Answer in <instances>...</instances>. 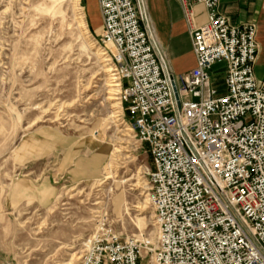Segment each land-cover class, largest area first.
I'll return each instance as SVG.
<instances>
[{"label": "built area", "instance_id": "built-area-1", "mask_svg": "<svg viewBox=\"0 0 264 264\" xmlns=\"http://www.w3.org/2000/svg\"><path fill=\"white\" fill-rule=\"evenodd\" d=\"M196 65L176 76L146 0H98L90 33L112 65L121 122L144 148L154 239L98 222L78 264H264V79L256 22L233 23L222 0H179ZM203 5L207 22L195 24ZM89 27V26H88ZM225 65L224 94L212 86ZM145 254V255H144Z\"/></svg>", "mask_w": 264, "mask_h": 264}, {"label": "rangeland", "instance_id": "rangeland-1", "mask_svg": "<svg viewBox=\"0 0 264 264\" xmlns=\"http://www.w3.org/2000/svg\"><path fill=\"white\" fill-rule=\"evenodd\" d=\"M85 11L98 35V0H0V264H78L83 239L101 220L124 237L154 239L150 157L121 122L106 71L113 68L99 56ZM42 127L65 146L19 165L15 149ZM99 150L98 175L74 181L66 165ZM22 179L46 180L51 201L19 194Z\"/></svg>", "mask_w": 264, "mask_h": 264}, {"label": "crops", "instance_id": "crops-1", "mask_svg": "<svg viewBox=\"0 0 264 264\" xmlns=\"http://www.w3.org/2000/svg\"><path fill=\"white\" fill-rule=\"evenodd\" d=\"M148 11L156 30L157 38L164 51L172 73L180 76L188 73L196 65V57L193 51L192 32L185 21L182 7L179 0H146ZM221 12L235 24L253 21L257 23V41L259 43V54L255 65L257 78L264 79V0H222ZM98 9V8H97ZM86 20L90 30L94 33L91 23ZM207 11L203 5L195 7V24L202 25L207 22ZM101 27H102V21ZM101 31V28H100ZM225 65L217 64L212 71V86L219 94H224L225 89ZM66 140L59 134L48 128H38L28 135L14 151L16 161L21 166H26L35 159L44 158L45 154L53 149L65 146ZM103 151L97 152L92 158L79 160L76 164H67L74 181L84 178H91L98 175L101 166L99 156ZM62 165V164H60ZM26 188H22L19 194L36 197L41 203L51 201L54 190L44 180L41 184L35 185L29 179H22ZM17 181L15 184H19ZM14 184V185H15ZM13 194H15L12 191Z\"/></svg>", "mask_w": 264, "mask_h": 264}, {"label": "bare ground", "instance_id": "bare-ground-1", "mask_svg": "<svg viewBox=\"0 0 264 264\" xmlns=\"http://www.w3.org/2000/svg\"><path fill=\"white\" fill-rule=\"evenodd\" d=\"M104 54H105V53H104V51H103V53H99V56H103ZM107 60H108V59H105V61H107ZM106 71H107V72H111V71H113V69L108 68ZM113 75H114V74H112V76H113ZM112 80H113L114 83H110L109 87H110V86H111V87H114V88L110 89V91H112V92L114 91V92H115V91L118 90V89L115 88V87H118V84H117L116 81L114 80V76L112 77ZM112 92H111V94H113ZM114 98L117 99V97H111V96L109 97L110 100H116V99H114ZM146 200H148V199H146ZM67 249H71V248H68V247H67ZM72 256L74 257V254H73Z\"/></svg>", "mask_w": 264, "mask_h": 264}]
</instances>
